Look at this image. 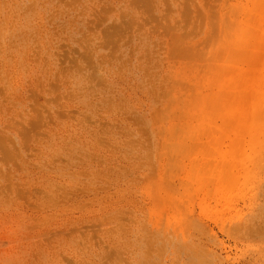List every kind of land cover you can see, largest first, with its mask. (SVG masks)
<instances>
[{
  "label": "rangeland",
  "instance_id": "374dc122",
  "mask_svg": "<svg viewBox=\"0 0 264 264\" xmlns=\"http://www.w3.org/2000/svg\"><path fill=\"white\" fill-rule=\"evenodd\" d=\"M0 264H264V0H0Z\"/></svg>",
  "mask_w": 264,
  "mask_h": 264
}]
</instances>
